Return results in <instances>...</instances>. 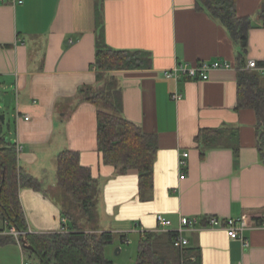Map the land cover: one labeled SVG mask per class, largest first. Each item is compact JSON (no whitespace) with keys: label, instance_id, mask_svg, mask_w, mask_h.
I'll return each instance as SVG.
<instances>
[{"label":"crops","instance_id":"obj_1","mask_svg":"<svg viewBox=\"0 0 264 264\" xmlns=\"http://www.w3.org/2000/svg\"><path fill=\"white\" fill-rule=\"evenodd\" d=\"M263 4L236 0L237 13L252 23L245 63L254 59L264 64ZM98 44L145 51L149 64L103 71L97 78ZM239 52L225 26L196 0H0L3 131L21 147L18 165L42 184L41 190H19L29 232L62 231V217L68 227L65 213L70 210L56 189V156L73 150L97 181L94 231L112 232L111 244L130 243L131 236L138 241L147 231L165 232L157 228V213L174 229L181 216L197 217L199 224L184 236L200 264H264V227L259 223L249 220L247 248L223 229L200 227L208 216L239 218L244 208H264L256 112L236 109ZM200 60L228 61L233 67L212 70L206 80L163 75L177 63ZM252 71L264 85V74ZM108 80L121 93L122 116L156 135L149 189L140 188L136 171L120 172L105 164L97 150L96 107L85 94ZM173 93L181 98H172ZM203 129H223L224 136L204 148L196 140ZM183 152L188 155L181 166ZM77 222L82 226L81 219ZM14 244L19 256L6 251L11 262L4 264H36L17 242L0 250ZM116 250L120 253L121 247Z\"/></svg>","mask_w":264,"mask_h":264},{"label":"trees","instance_id":"obj_2","mask_svg":"<svg viewBox=\"0 0 264 264\" xmlns=\"http://www.w3.org/2000/svg\"><path fill=\"white\" fill-rule=\"evenodd\" d=\"M196 1L225 26L231 39L240 46L236 64V109L255 110L258 126L256 148L264 163V85L256 71L244 69L251 20L237 13L236 0ZM259 18L264 25V4ZM93 64L99 72L97 78H100L103 71L143 68L149 64V57L142 50L112 49L98 44ZM85 95L96 107L97 150L103 162L120 172L136 171L140 188H151L157 152L156 135L144 132L137 124L122 116L121 93L113 81L108 80L101 88ZM223 136V129H203L198 132L196 140L208 148L218 144ZM234 137L232 133L230 142L235 141ZM233 152L237 155L238 148H233ZM56 182L74 202L77 213L66 211L69 220L66 231L27 232L19 190L24 187L41 190L42 184L18 165L16 144L7 139L0 120V221H7L9 225L25 232L21 240L32 248L23 247V251L33 257L36 264H114L105 256L104 249L112 243L115 235L107 231H94L97 181L91 175L90 168L80 164L77 151L63 150L56 156ZM242 214L249 220L261 223L264 208H244ZM78 219L83 221L82 226L77 222ZM174 236L172 231L144 232L138 238L136 261L133 264H200L198 256L192 254L190 248L173 245ZM9 242H15L12 236H0V246Z\"/></svg>","mask_w":264,"mask_h":264},{"label":"built area","instance_id":"obj_3","mask_svg":"<svg viewBox=\"0 0 264 264\" xmlns=\"http://www.w3.org/2000/svg\"><path fill=\"white\" fill-rule=\"evenodd\" d=\"M18 2H21V0H18ZM232 67L233 65L228 61L200 60L195 64L177 63L170 69L164 70L163 75L167 78H173L175 80H178L179 78L206 80L208 79L209 73L212 70L229 69ZM244 69L257 70L261 74H264V64L259 65L254 59H248L245 63ZM172 98L178 100L181 98V95L178 93H173ZM20 149V146H16L17 151ZM187 155V152L182 153L181 159H179V164L181 166L185 164V157H187ZM155 220L159 230L172 231L175 233L172 243L178 248H184L188 245V240L184 236V231L187 229H194L196 225L199 224V219L197 217L181 216L179 218L178 227L174 229L171 228V221L161 213H157L155 215ZM61 222L63 223L62 231H66V217H62ZM2 225L3 226L0 229V234L12 236L15 242L22 246L21 235H23L25 232L16 229L12 225H9L7 221H3ZM259 226L264 227V220L259 223ZM200 227L223 229L226 231L229 238L239 240L243 248H247L249 246V242L244 235V231L249 227V219L246 216L239 218L228 217L224 219L218 216H208ZM27 232H29V229Z\"/></svg>","mask_w":264,"mask_h":264},{"label":"rangeland","instance_id":"obj_4","mask_svg":"<svg viewBox=\"0 0 264 264\" xmlns=\"http://www.w3.org/2000/svg\"><path fill=\"white\" fill-rule=\"evenodd\" d=\"M56 189L60 193L59 199L61 200L63 205L65 204L64 205L65 208L67 207L70 211L77 213V208L74 202L70 200V198L64 193V191L61 188L56 187ZM2 226H3L2 222L0 221V228H2ZM118 245L121 247L120 253H118V251L116 250L119 247ZM118 245L117 246L115 244L108 245L105 248V255L110 260H112L114 264H133L135 262L136 253H137V238L131 236L130 243H119ZM6 251H9V252L14 251L17 257L19 256V251H18V248L15 246V244L6 246L5 248L0 250V264H4L6 261L11 262V258L4 257V253L5 254L7 253ZM25 255L27 258L28 254L25 253ZM132 256H134V259Z\"/></svg>","mask_w":264,"mask_h":264},{"label":"water","instance_id":"obj_5","mask_svg":"<svg viewBox=\"0 0 264 264\" xmlns=\"http://www.w3.org/2000/svg\"><path fill=\"white\" fill-rule=\"evenodd\" d=\"M0 120H1L2 123L4 122L3 115H0ZM22 247L27 248V249H31L32 248L30 245H27L26 241H24V240L22 241Z\"/></svg>","mask_w":264,"mask_h":264}]
</instances>
